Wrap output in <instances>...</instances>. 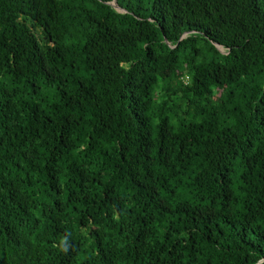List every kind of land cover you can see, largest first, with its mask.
I'll return each instance as SVG.
<instances>
[{"label": "trees", "instance_id": "obj_1", "mask_svg": "<svg viewBox=\"0 0 264 264\" xmlns=\"http://www.w3.org/2000/svg\"><path fill=\"white\" fill-rule=\"evenodd\" d=\"M263 260L264 0H0V264Z\"/></svg>", "mask_w": 264, "mask_h": 264}, {"label": "water", "instance_id": "obj_2", "mask_svg": "<svg viewBox=\"0 0 264 264\" xmlns=\"http://www.w3.org/2000/svg\"><path fill=\"white\" fill-rule=\"evenodd\" d=\"M112 6H113L117 11L125 13V11H123V10L118 6L117 1H114V2L112 3ZM188 35H190V34H189V33H186V34L183 36V38H182L181 40L185 39ZM166 42L168 43V41H166ZM168 44H169V43H168ZM215 45H216V47H217L219 50H220V48H223V47H221V46L218 45V44H215ZM262 262H264V260H263Z\"/></svg>", "mask_w": 264, "mask_h": 264}, {"label": "rangeland", "instance_id": "obj_3", "mask_svg": "<svg viewBox=\"0 0 264 264\" xmlns=\"http://www.w3.org/2000/svg\"><path fill=\"white\" fill-rule=\"evenodd\" d=\"M38 34H41V31L40 30H37ZM220 51L221 52H225V50L223 48H220Z\"/></svg>", "mask_w": 264, "mask_h": 264}]
</instances>
